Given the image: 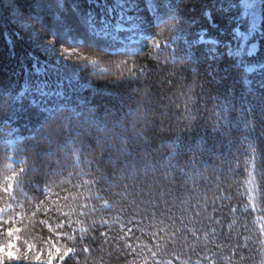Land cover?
Segmentation results:
<instances>
[{"label": "snow or ice", "instance_id": "snow-or-ice-1", "mask_svg": "<svg viewBox=\"0 0 264 264\" xmlns=\"http://www.w3.org/2000/svg\"><path fill=\"white\" fill-rule=\"evenodd\" d=\"M88 2L93 4L95 9H99V12L91 8L84 12L73 9L80 27L84 29L83 32H80L77 26L69 24L66 19L57 16V24L51 31V39L44 47L46 53L55 56V63H41L33 58L35 73L38 75L53 73L57 80L54 85L46 80L37 81L33 90L36 97L33 104L39 107L45 115L39 121L38 127L33 129L32 138H20L12 142L16 150L27 151L32 161L55 162L56 168L48 169L45 174L49 176L51 185L67 194L63 196L57 194V199L39 201L34 206L37 212L45 213L48 219H51L52 212L57 214L59 222L55 223L54 227L62 231L56 236V243H59L60 235L65 237L66 242L56 247L55 243L48 241L44 246L37 248L34 243L25 240V249L20 255L21 249L18 246L20 237L17 234L21 229L8 227L6 241H0V264H54V262L55 264H106L101 254L106 251L103 246L97 249L91 248L90 245L96 242L95 233L100 228H107L111 231L116 225H119L123 235L109 238L107 232L99 234L104 238V244L109 246L107 256L109 258L112 256V250L125 256L131 255L133 258L128 261V264H173L174 260L178 264H202V262L203 264H243L246 259L244 256H240L239 261L223 256V246L216 244L214 239L219 235L215 226L222 224L223 221H217L207 211L208 207H211L213 212L222 211L223 205L218 209L217 200L226 201L230 197L227 195L214 196L209 200L206 196L196 195L200 182L206 179V173L211 172L215 177L218 171L217 161H222L225 153L219 144L215 146L213 144L210 147L202 144L197 148H193L191 144L185 146L184 136L191 138V120L193 119L187 103L183 106V113L189 123L176 128L174 143L166 146L168 151L158 162H153L142 150L143 145L147 143L145 137L149 128L141 129L131 143L122 139L121 145L115 151L109 148L103 152L96 149L95 143L80 139L79 132L73 131L61 138H55L46 132L49 122L58 113L68 112L70 115L66 123L70 125L74 120L81 118L85 112L89 114L96 112L93 108L73 107L70 102L60 103L65 98L64 81L67 80L70 85L74 79V75H69L73 73L69 61L79 67L86 68L91 65L96 68L98 60L89 59L85 53L99 48L100 52L109 53L111 56L125 57L115 64L117 75L120 78L140 80L148 71L146 67L134 69L132 60L139 54L140 50L137 45L144 40L152 39L151 36L145 34L144 29L147 28V22L140 15L141 9L137 7V0H111V3L109 0H88ZM150 3L151 0H149ZM245 7L251 10L248 31L238 33L240 44L228 49L226 54L232 57L234 62L231 64V72L229 69L223 70L224 75L221 76V80L234 73L236 81L246 86L249 92L259 99L261 92L264 91V62L248 63V58L256 56L258 52L257 43L249 44L248 42L258 36L264 37V32H260L259 29L264 16L261 15L262 6L256 0H248ZM151 11L155 12V9ZM32 18L29 15L28 19ZM19 20L23 22L22 28L30 27L24 16H20ZM37 23H40L39 19ZM153 24L160 30V40L164 43L165 49L173 45H183L169 53L176 64L195 63L197 58L192 52L193 48L199 44L217 43L216 40H206L203 31L199 33L198 40L187 39L189 22L174 9H169L165 15L155 16ZM152 44L153 47L160 48L157 40L152 39ZM176 53L180 54L176 55ZM210 56L217 63L221 59V55L215 51H212ZM102 71L106 72L108 69ZM253 74L260 77L255 90L251 88L250 77ZM143 91L151 96L147 88ZM182 95L187 96L188 93H182ZM221 95L223 98L217 99L218 110L214 113L212 131L223 138L225 145L230 143L228 137L232 129L239 128L241 125L253 134L255 127L251 109L246 111L237 109L233 103L235 97L231 90ZM49 103L53 106L49 107ZM170 103L175 105V101H170ZM151 104L148 109L150 112L152 111ZM199 110L193 109V111ZM103 115H111V112L108 111ZM162 115H167V113H162ZM0 116L6 117L9 122L17 116V111L10 99H0ZM177 123L179 124V118H177ZM92 124L98 132L104 133L105 127L102 120L94 116ZM2 130L0 128V131ZM137 142H140L139 147L136 146ZM177 143L180 148L176 147ZM44 145L47 147L44 148ZM185 147L193 155L181 166L173 161L178 160L180 150ZM250 147L252 148L251 158L246 162L249 165L247 200L251 202L253 211L264 213V183L257 181V177L264 181V169L258 164L259 156L255 147L252 145ZM20 163L23 165L26 162L21 160ZM7 168L11 170V174L8 175L5 172L2 176L3 184L0 185V191L4 194L0 196V201H4L3 206H0V233H3L2 226L11 222L14 216L20 217L23 223V218L27 215L25 207H33L32 200L21 198L20 192L14 193L12 181H15L16 188H21L29 175L38 171L35 163L31 167H20L19 173L14 170L11 163ZM175 174L180 175L182 187L173 191L171 186H161L160 182L163 180H175ZM189 181L191 187H189ZM219 188L218 185L217 191ZM192 199L197 202L191 203ZM200 200L204 203L201 204ZM124 205L136 210L131 217L128 216ZM177 206L179 216L174 213ZM243 207L247 212L249 204L245 203ZM150 209H156V211L150 212ZM235 211L236 209L232 208V212ZM37 212H32L28 217L25 230H32L48 223V219H37ZM112 212L117 214L113 216ZM5 216L9 218L8 221L4 220ZM136 216L147 218L150 221L148 224H144L143 220L135 221L141 225L137 231H140L142 235L145 234V228L155 229L147 233L152 238L151 244L129 242L128 238L133 229L125 230V225L132 224ZM257 219L260 221L259 231L264 234V215ZM65 224L68 225V229L64 228ZM189 225L192 227L190 228ZM244 230L249 229L245 226ZM49 231H54L52 226H49ZM198 232L204 233L202 240L196 235ZM190 238L192 243H189ZM135 239L138 240L139 237ZM247 239L245 237V240ZM213 244H216L220 251H212L210 246ZM177 245L181 249L179 252L176 250ZM260 245L261 250L257 251L262 257L260 264H264V240L260 241ZM170 246L171 251H169ZM197 248H201L205 254L200 256L196 252ZM188 251L197 256L195 261L191 257L181 259V255H186ZM84 253L88 255L84 256Z\"/></svg>", "mask_w": 264, "mask_h": 264}, {"label": "trees", "instance_id": "trees-1", "mask_svg": "<svg viewBox=\"0 0 264 264\" xmlns=\"http://www.w3.org/2000/svg\"><path fill=\"white\" fill-rule=\"evenodd\" d=\"M260 4L262 6L261 15L264 16V0H260ZM137 7L141 9L140 15L147 22V28L144 29L145 34L160 43V48L157 49L153 47L152 39H149L147 50L140 51L136 57L132 58L134 69L140 67L148 69L144 77L140 80L120 78L117 75L115 64L125 57L111 56L109 53L100 52L97 48L92 52L85 53L89 59L98 60L96 68L91 65L86 68L79 67L69 61L72 68L77 70V76L76 79H72L70 85L67 80L64 81L65 98L60 103L70 102L73 107L93 108L102 115L108 111L114 112L117 119L127 125L132 119L131 109L134 108L132 97L141 89L147 88L151 93L152 111L150 112L149 130L145 137L147 143L143 145L142 150L153 162L160 161L166 155L168 151L166 146L174 143L176 128L189 123L183 113V106L187 103L193 119L191 120V138L187 135L184 136L185 146L191 144L193 148H197L202 144L206 147L219 144L225 153L223 160L217 161L218 171L215 177L211 172L206 173V179L200 182V187L196 190L197 196H206L209 200L214 196L227 195L230 197L226 201L217 200L218 209L223 205L222 211L213 212L211 207L207 208L209 215H212L217 221H223L222 224L215 226L219 233L214 238L216 244L223 246V256L225 257L239 261L240 256H244L246 259L243 264H260L262 257L257 250H261L260 241L264 240V234L259 231L260 221L257 218L264 213L253 211L251 202L247 200L249 165L246 162L251 158L252 148L250 145H252L259 156L258 164L264 169V109H262L264 91L261 92V98L258 99L249 92L246 86L236 81L234 73L221 80V76L224 75L223 70L229 69L231 72V64L234 62L233 58L226 54L228 49L235 48L240 44L238 33L248 31L249 20L245 14L242 0H151L150 4L149 0H137ZM74 8L81 12L90 8L99 12V9H95V6L88 0H0V99H10L17 111V116L10 122L6 117L0 116V128L3 129L0 131V185L3 184L2 176L5 172L8 175L11 174V170L7 168L10 163L17 173H19L20 167H31L33 163L38 169L29 175L28 180L21 188H16L15 181H12L14 193L20 192L21 198L32 200L33 207H25L27 215L23 218V223L20 217L14 216L11 222L2 226L3 233H0V241H6L8 227L21 229L17 234L20 237L18 242L21 249L20 255L24 252L25 240L34 243L37 248L44 246L48 241L55 243L56 247H60L66 242L65 237L60 235L59 243H56V236L62 231L54 227L55 223L59 222L57 214L52 212L51 219H48L45 213L37 212L34 206L39 201L57 199V194L59 196L67 194L60 188L51 185L49 176L45 174L48 169L56 168L55 162L37 163L32 161L29 159L27 151L16 150L13 148L12 142L20 138H32L33 129L38 127L39 121L45 115L39 107L33 104V100L36 99L33 90L37 81L46 80L54 85L57 80L53 73L38 75L34 71L35 61L33 58L41 63H55V56L46 53L44 51L46 45L40 44V42L51 39V31L57 24V16L66 19L69 24L77 26L80 32L84 31L79 25L77 15L73 11ZM153 8L155 12L151 11ZM169 9L176 10L184 20L189 22L187 39L198 40L199 33L203 31L206 40L217 41L216 44H199L193 48L192 52L197 58L195 63H174L169 53L183 45H173L171 48L165 49L164 43L160 40V30L154 26L153 21L155 16L165 15ZM29 15L33 17L30 20L28 19ZM20 16H24L30 27H21L23 22L19 20ZM37 19L40 23H37ZM259 29L260 32H264V20L261 21ZM248 43H257L258 45L257 55L248 58V63L264 62V37L258 36L256 39H250ZM212 51L221 55L218 63L211 59ZM179 54L176 53V55ZM205 54H207V58H205ZM103 69H108V71H102ZM250 79L252 80L251 88L255 90L260 77L253 74ZM189 89H191L190 92ZM229 90L235 97L233 103L237 109L241 111L251 109L255 132L250 134L242 125L239 128H234L228 137L230 143L225 145L223 138L212 131V122L214 113L218 110L217 99H222L221 94L227 93ZM182 93H188V95L185 96ZM170 101H175V105ZM48 106L51 107L53 104L49 103ZM194 108L200 110L193 111ZM122 109L123 111H121ZM162 113H167V115H162ZM177 118H179V124ZM136 146L139 147L140 142H137ZM176 147L180 148V145L177 143ZM192 155L193 153L188 152L185 147L180 150L178 160L173 162L183 166L187 160L191 159ZM21 160H25L26 163L22 165ZM175 175V180H163L160 182L161 186H171L173 191H177L182 185L180 175ZM257 181L264 183L260 177H257ZM218 185L220 186L219 191H217ZM189 187H191L190 181ZM3 195V192L0 191V196ZM190 202L194 204L197 201L192 199ZM199 202L204 203L203 200ZM3 203L4 201H0V206H3ZM245 203L249 204L247 212L243 207ZM124 207L127 209L129 217L136 211L128 208V205H124ZM49 208L51 209V205ZM232 208H235L236 211L232 212ZM149 211H156V209ZM32 212H37L36 218L39 220L48 219V223L32 230H25L28 217ZM174 213L179 216L178 206L174 209ZM116 214L115 212L111 213L113 216ZM189 214L191 215V213ZM8 219L7 216L4 217L5 221ZM140 220H143L144 224L150 223L147 218L136 216L132 224L125 225V230L133 229L128 238L129 242L151 244L152 238L147 233L155 229L145 228V234L142 235L140 231H137L141 225L135 222ZM49 226H52L54 231L50 232ZM245 226L249 229L248 231L244 230ZM189 227L192 226L189 225ZM64 228L68 229V225L65 224ZM69 231L71 230L69 229ZM100 232H107L109 238L123 235L119 225H116L111 231L107 228H100L95 233L96 242L90 247L98 249L103 246L106 251L101 254L104 256L106 264H128V261L133 258L131 255L125 256L112 250V256L110 258L107 256L109 246L104 244V238L100 236ZM196 235L202 240L204 233L198 232ZM135 237H139V239L137 240ZM245 237L248 239L245 240ZM120 243L122 246L123 242ZM189 243H192L191 238ZM216 244L210 246L212 251H220ZM171 250L170 246L169 251ZM176 250L181 251L179 245L176 246ZM196 252L200 256L205 254L201 248H197ZM83 255L88 254L84 253ZM189 257L193 261L197 259V256L191 251H188L186 255H181L182 260ZM173 264H178V262L174 260Z\"/></svg>", "mask_w": 264, "mask_h": 264}, {"label": "clouds", "instance_id": "clouds-1", "mask_svg": "<svg viewBox=\"0 0 264 264\" xmlns=\"http://www.w3.org/2000/svg\"><path fill=\"white\" fill-rule=\"evenodd\" d=\"M132 102L134 104V108L131 109L132 119L127 125L119 121L114 112H111V115H102L98 111L93 114L85 112L81 118L69 125L66 121L70 114L61 112L49 122L46 132L55 138H61L76 131L80 133V139L83 141L95 143L98 151L103 152L109 148L115 151L121 145L122 139L131 143L141 129L147 130L150 126L151 113L148 109L151 97L141 89L132 97ZM94 116L103 121L104 133L98 132L93 126Z\"/></svg>", "mask_w": 264, "mask_h": 264}, {"label": "rangeland", "instance_id": "rangeland-1", "mask_svg": "<svg viewBox=\"0 0 264 264\" xmlns=\"http://www.w3.org/2000/svg\"><path fill=\"white\" fill-rule=\"evenodd\" d=\"M246 2H248V0H242V4H243V6H244V10H245V14H246V16H247V18H248V20H249V22H250V15H249V13H250L251 10L246 9V7H245ZM256 2H257L258 4H260V0H256ZM47 43H48V41H43V42L41 41V42H40V44H44V45H47ZM147 46H148V41H147V40H144V41H142L137 47L139 48V50L142 51V50H144ZM69 75H74V79H76V76H77V70L73 68V73H70Z\"/></svg>", "mask_w": 264, "mask_h": 264}, {"label": "bare ground", "instance_id": "bare-ground-1", "mask_svg": "<svg viewBox=\"0 0 264 264\" xmlns=\"http://www.w3.org/2000/svg\"><path fill=\"white\" fill-rule=\"evenodd\" d=\"M148 41V46H149V40H147ZM138 46V45H137ZM148 46L144 49V50H142V51H145V50H147V48H148ZM141 51V50H140ZM139 51V52H140Z\"/></svg>", "mask_w": 264, "mask_h": 264}]
</instances>
